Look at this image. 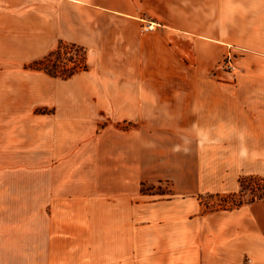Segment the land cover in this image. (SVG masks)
<instances>
[{
    "label": "crops",
    "instance_id": "0c3cea01",
    "mask_svg": "<svg viewBox=\"0 0 264 264\" xmlns=\"http://www.w3.org/2000/svg\"><path fill=\"white\" fill-rule=\"evenodd\" d=\"M60 43L86 70L30 67ZM36 169L97 191L47 202L106 204L29 208ZM226 170H264V0H0V264H264V200L176 199Z\"/></svg>",
    "mask_w": 264,
    "mask_h": 264
},
{
    "label": "rangeland",
    "instance_id": "374dc122",
    "mask_svg": "<svg viewBox=\"0 0 264 264\" xmlns=\"http://www.w3.org/2000/svg\"><path fill=\"white\" fill-rule=\"evenodd\" d=\"M54 52V51H53ZM85 64L84 51L77 47H71L65 44L58 54H54L45 62L46 68L61 72L64 69L74 68ZM54 65V66H53ZM123 128V124L117 125ZM76 172V171H75ZM74 171L61 170H35V200L29 202V208L33 209H56V208H102L106 203L96 201L84 202H47L44 200L46 195L54 196L59 193L80 192L92 193L97 191L95 186L75 176ZM79 172V171H77ZM70 175V176H69ZM85 184L79 186V184ZM76 184V185H75ZM83 187V188H82ZM195 193H186L183 197H176L179 201H187L190 205L193 203L196 211L208 212L218 209L235 208L240 204L251 203L264 200V170H226L212 171V176L206 181L196 182L194 185ZM85 191H84V190ZM98 189L110 193L132 192L133 187H122L112 185L110 188L99 186ZM198 191V192H197ZM138 193L142 194L144 199L149 201H161L171 198L174 195V186L169 180L147 183L144 182L138 186ZM137 203V202H136ZM27 203L16 202L13 205L18 208L25 206Z\"/></svg>",
    "mask_w": 264,
    "mask_h": 264
},
{
    "label": "trees",
    "instance_id": "16d2710c",
    "mask_svg": "<svg viewBox=\"0 0 264 264\" xmlns=\"http://www.w3.org/2000/svg\"><path fill=\"white\" fill-rule=\"evenodd\" d=\"M64 45H65L64 43H60L59 46H58V48L54 52L50 53L44 59L32 63L30 65V67L33 68L34 70H41V71H44V72H46V73H48V74H50L52 76L60 77V78H63V79H66V78L70 77L71 75H73L77 71L86 70V65L85 64L84 65H81V66H77V67L74 66V68L68 69V71L64 69L61 72H55V71H52V70L46 68L45 62L48 61L49 58H51L54 54H58L61 51V49H62V47ZM72 46L75 47V48H77L74 45H71V47ZM240 205H238V206H240Z\"/></svg>",
    "mask_w": 264,
    "mask_h": 264
},
{
    "label": "built area",
    "instance_id": "2783aa9c",
    "mask_svg": "<svg viewBox=\"0 0 264 264\" xmlns=\"http://www.w3.org/2000/svg\"><path fill=\"white\" fill-rule=\"evenodd\" d=\"M154 28V26L151 24V25H148L146 26V28L144 29L145 31H148V30H152ZM222 68L225 70V71H228L230 73H233L236 68L233 64V61H232V57L230 54H228L224 61L222 62Z\"/></svg>",
    "mask_w": 264,
    "mask_h": 264
}]
</instances>
